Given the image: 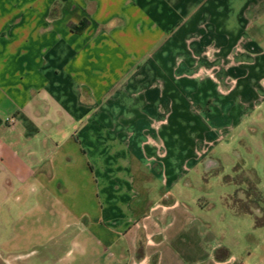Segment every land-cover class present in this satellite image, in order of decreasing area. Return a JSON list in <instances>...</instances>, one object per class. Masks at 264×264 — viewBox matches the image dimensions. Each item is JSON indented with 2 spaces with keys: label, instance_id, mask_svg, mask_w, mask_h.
<instances>
[{
  "label": "crops",
  "instance_id": "obj_1",
  "mask_svg": "<svg viewBox=\"0 0 264 264\" xmlns=\"http://www.w3.org/2000/svg\"><path fill=\"white\" fill-rule=\"evenodd\" d=\"M242 44L263 66L264 0H0V264H264L173 195L163 139L188 69Z\"/></svg>",
  "mask_w": 264,
  "mask_h": 264
},
{
  "label": "rangeland",
  "instance_id": "obj_2",
  "mask_svg": "<svg viewBox=\"0 0 264 264\" xmlns=\"http://www.w3.org/2000/svg\"><path fill=\"white\" fill-rule=\"evenodd\" d=\"M245 44L243 54L230 53L238 68L227 69L217 61L188 69L197 76L191 82L180 80L177 103L189 113L172 138H167L169 133L163 139L176 149L178 170L185 178L179 194L173 195L210 214L221 213L224 224L233 222L228 237L236 244L238 239L243 246L251 244L252 252L258 245L259 256H264V62L253 67L255 52H248ZM152 185L158 194L160 187ZM142 187L138 180L137 188Z\"/></svg>",
  "mask_w": 264,
  "mask_h": 264
},
{
  "label": "built area",
  "instance_id": "obj_3",
  "mask_svg": "<svg viewBox=\"0 0 264 264\" xmlns=\"http://www.w3.org/2000/svg\"><path fill=\"white\" fill-rule=\"evenodd\" d=\"M6 123H7L10 127H13L15 121H14V119H12V118H8V119L6 120Z\"/></svg>",
  "mask_w": 264,
  "mask_h": 264
},
{
  "label": "trees",
  "instance_id": "obj_4",
  "mask_svg": "<svg viewBox=\"0 0 264 264\" xmlns=\"http://www.w3.org/2000/svg\"><path fill=\"white\" fill-rule=\"evenodd\" d=\"M249 210V209H248Z\"/></svg>",
  "mask_w": 264,
  "mask_h": 264
}]
</instances>
